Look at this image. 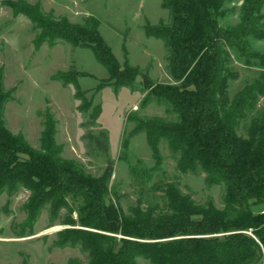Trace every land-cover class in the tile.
<instances>
[{
    "label": "trees",
    "instance_id": "obj_1",
    "mask_svg": "<svg viewBox=\"0 0 264 264\" xmlns=\"http://www.w3.org/2000/svg\"><path fill=\"white\" fill-rule=\"evenodd\" d=\"M263 5L257 1L252 7L261 10ZM163 7L170 13L171 25L147 27L146 33L164 41L174 83H155L145 74L143 84L146 100L169 104L177 120L136 119L131 136L145 133L158 164L159 144L166 140L180 154L177 167L181 173L201 168L207 173V185H225V207L197 204L170 183L163 189L166 212L150 205L144 209L140 203L123 212L119 196L111 197L109 168L93 176L63 157V147L56 141L57 121L51 113L44 121L40 149L24 146L22 137L6 126L5 106L13 97L2 91L1 83L0 197L13 195L19 186L29 191L26 212L31 222L37 221L49 203L52 212L65 209L63 225L69 228L60 231L55 245H80L89 257L86 264H137L139 258L150 264H263L264 208L255 213L253 206H264V110L249 127L247 137L239 135L238 128L256 102L254 95H264V73L244 97L231 101L227 56L230 49L241 51L243 45L249 46L248 36L254 41L263 38L248 29L223 28L224 0H163ZM11 8L34 24L36 48L65 42L90 49L108 71V78L95 91L130 87L141 75L127 61L120 64L101 35L97 18L92 16L82 25L47 13L40 4L22 2ZM258 61L264 70V55ZM85 75L79 72L76 79L62 75L55 79L64 85L75 84L77 96L84 101L82 109L90 111L92 100L85 99L78 86L79 77ZM100 114L97 105L91 122ZM101 136L106 147L107 133L101 131ZM68 264L85 263L71 258Z\"/></svg>",
    "mask_w": 264,
    "mask_h": 264
},
{
    "label": "rangeland",
    "instance_id": "obj_2",
    "mask_svg": "<svg viewBox=\"0 0 264 264\" xmlns=\"http://www.w3.org/2000/svg\"><path fill=\"white\" fill-rule=\"evenodd\" d=\"M257 1L264 4V0H224L226 16L220 21L223 28L248 29L263 38L254 41L248 36L249 46L243 45L241 51L228 50L231 101L244 97L264 73L258 61L264 55V5L255 10L252 6ZM22 2L40 4L45 12L76 24L84 25L92 16L97 18L100 33L120 64L127 61L141 75L130 87L107 86L95 91L108 78L107 69L90 49L65 42L36 48L34 39L38 32L34 24L11 8ZM242 22L248 23L244 26ZM170 25V13L164 9L163 0H0V83L2 91L13 97L3 116L7 128L22 137L24 146L39 150L44 121L51 113L57 121L56 141L63 147V157L93 176H100L109 168L111 197L119 196V207L125 213L139 203L144 209L150 205L157 212H166L163 189L170 183L197 204L212 202L219 209L225 207V185H207V173L201 168L181 173L177 167L180 154L166 140L160 141L158 164L145 133L131 136L136 119L177 120L169 104L146 100L143 84L145 74L155 83H174L164 41L146 33L147 27L165 29ZM79 72L86 73L79 77L78 86L85 92V99L92 100L90 111L82 109L84 101L77 96L75 84L64 85L55 79L61 75L76 79ZM254 96L256 102L246 111L238 128L242 137H247L249 127L264 110V95ZM97 105L101 114L96 122H91L90 114ZM101 131L108 136L106 147ZM29 197L30 192L22 186L13 195L4 193L0 197V264H68L71 258L86 264L89 257L80 245H55L60 231L69 228L63 225L67 211L52 212L49 203L41 209L36 222L28 221ZM263 208L253 206L255 213ZM73 217L77 219V214ZM137 264L150 262L139 258Z\"/></svg>",
    "mask_w": 264,
    "mask_h": 264
},
{
    "label": "built area",
    "instance_id": "obj_3",
    "mask_svg": "<svg viewBox=\"0 0 264 264\" xmlns=\"http://www.w3.org/2000/svg\"><path fill=\"white\" fill-rule=\"evenodd\" d=\"M263 264H264V260H263Z\"/></svg>",
    "mask_w": 264,
    "mask_h": 264
}]
</instances>
